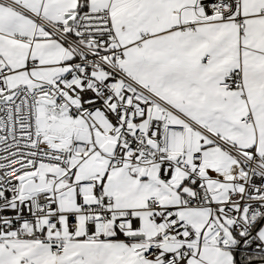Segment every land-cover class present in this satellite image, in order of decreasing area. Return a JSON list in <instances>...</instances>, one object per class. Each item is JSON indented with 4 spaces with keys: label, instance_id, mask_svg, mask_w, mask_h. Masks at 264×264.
I'll use <instances>...</instances> for the list:
<instances>
[{
    "label": "snow or ice",
    "instance_id": "obj_1",
    "mask_svg": "<svg viewBox=\"0 0 264 264\" xmlns=\"http://www.w3.org/2000/svg\"><path fill=\"white\" fill-rule=\"evenodd\" d=\"M0 264H264V0H0Z\"/></svg>",
    "mask_w": 264,
    "mask_h": 264
}]
</instances>
